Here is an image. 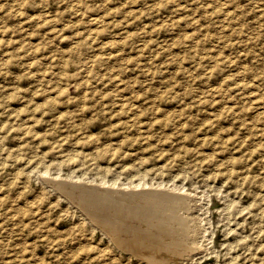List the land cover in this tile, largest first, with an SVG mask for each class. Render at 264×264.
<instances>
[{
    "label": "rangeland",
    "instance_id": "374dc122",
    "mask_svg": "<svg viewBox=\"0 0 264 264\" xmlns=\"http://www.w3.org/2000/svg\"><path fill=\"white\" fill-rule=\"evenodd\" d=\"M55 174L189 188L182 264H264V0H0V264H150Z\"/></svg>",
    "mask_w": 264,
    "mask_h": 264
},
{
    "label": "bare ground",
    "instance_id": "6f19581e",
    "mask_svg": "<svg viewBox=\"0 0 264 264\" xmlns=\"http://www.w3.org/2000/svg\"><path fill=\"white\" fill-rule=\"evenodd\" d=\"M71 176L66 177L67 180L61 179L62 176L53 179L43 177V180L52 183L56 190L77 204L95 226L108 235V240L121 250L139 256L150 264H182L203 251L204 229L202 220L195 214L200 199L188 192L189 188L186 191L183 186L148 182H129L127 185L111 181V184L107 181L93 183L89 181L91 177H87L88 180Z\"/></svg>",
    "mask_w": 264,
    "mask_h": 264
}]
</instances>
